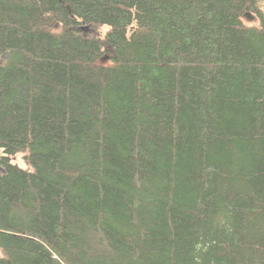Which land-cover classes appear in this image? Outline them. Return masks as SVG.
Wrapping results in <instances>:
<instances>
[{
  "label": "trees",
  "instance_id": "obj_1",
  "mask_svg": "<svg viewBox=\"0 0 264 264\" xmlns=\"http://www.w3.org/2000/svg\"><path fill=\"white\" fill-rule=\"evenodd\" d=\"M0 264H264V0H0Z\"/></svg>",
  "mask_w": 264,
  "mask_h": 264
},
{
  "label": "rangeland",
  "instance_id": "obj_2",
  "mask_svg": "<svg viewBox=\"0 0 264 264\" xmlns=\"http://www.w3.org/2000/svg\"><path fill=\"white\" fill-rule=\"evenodd\" d=\"M244 19H245V22L247 24H255V23L258 22V20H257V18H256V16L254 14L249 15V16H245ZM100 30H101L102 33H104L107 30V28L106 27H103ZM91 31H93V30H85V32H87V33L91 32ZM13 161L16 162V163H18L23 168H26L27 167V165L25 164V161H24V155L23 154H18L14 158Z\"/></svg>",
  "mask_w": 264,
  "mask_h": 264
}]
</instances>
